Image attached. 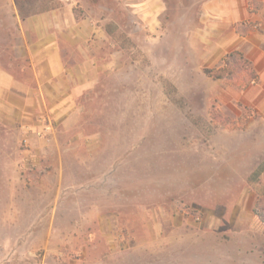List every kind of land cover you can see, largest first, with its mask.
Returning a JSON list of instances; mask_svg holds the SVG:
<instances>
[{
  "label": "rangeland",
  "instance_id": "obj_1",
  "mask_svg": "<svg viewBox=\"0 0 264 264\" xmlns=\"http://www.w3.org/2000/svg\"><path fill=\"white\" fill-rule=\"evenodd\" d=\"M200 2L164 0L154 34L111 5L121 26L109 33L111 73L70 117L50 122L27 169L13 165L11 140L0 146V220L32 222L18 230L32 239L27 264L45 254V264H217L233 207V222L249 225L254 210L264 217V179L247 181L250 151L232 144L251 140L232 133L250 112L221 110L219 80L203 73L205 46L193 33ZM107 52L97 51L100 63ZM229 64L227 84L245 82L242 64ZM13 232L0 229V264H12ZM237 233V244L264 239L253 228Z\"/></svg>",
  "mask_w": 264,
  "mask_h": 264
},
{
  "label": "crops",
  "instance_id": "obj_2",
  "mask_svg": "<svg viewBox=\"0 0 264 264\" xmlns=\"http://www.w3.org/2000/svg\"><path fill=\"white\" fill-rule=\"evenodd\" d=\"M199 4V26L193 33L205 46V68L240 62L229 59L230 54L238 53L252 72L249 77L241 70L248 78L240 85L227 84L234 76L219 79L221 110L237 111V105V117L241 111L250 112L245 128L232 131L251 136L246 144L232 142L250 151L248 159L255 167L249 181L264 165V0H201ZM111 5L120 10V16L128 12L140 33H162L164 0H0V146L10 147L6 143L11 140L20 152L19 162L13 163L16 169L31 165L49 139L50 122L58 125L70 117L79 96L95 91L99 74L111 73L109 33L121 29ZM106 47L107 62L104 58L100 63L97 51ZM16 175L19 179L18 172ZM263 179L264 169L258 182ZM236 212L233 207V216L225 225L226 238L230 239L219 244L217 264H264V239L236 243L239 229H257L264 237L263 222L255 221L257 216L251 212L249 225L233 222ZM4 220H0V229L13 230L11 235H16L9 262L27 264L32 259V239L23 234L21 240L18 230L32 229V222ZM46 256L40 264H45Z\"/></svg>",
  "mask_w": 264,
  "mask_h": 264
},
{
  "label": "trees",
  "instance_id": "obj_3",
  "mask_svg": "<svg viewBox=\"0 0 264 264\" xmlns=\"http://www.w3.org/2000/svg\"><path fill=\"white\" fill-rule=\"evenodd\" d=\"M238 59L240 60V62L237 61H233L234 64H242L241 70H244L245 74L249 77L252 76V72L249 68L248 63H246V61H244L241 56L238 53H232L229 55V59ZM233 69L230 66L229 62H225V65L221 68H205L203 70V73L208 76V77H212L214 79H224L230 76H233ZM249 81V80H248ZM247 82V80H246ZM264 169V165H260L250 176V180L251 183L256 184L258 182V177L260 175V173L263 171ZM255 188V187H254ZM255 214L257 215V217L264 223V217L262 214L258 213L256 210H254Z\"/></svg>",
  "mask_w": 264,
  "mask_h": 264
},
{
  "label": "built area",
  "instance_id": "obj_4",
  "mask_svg": "<svg viewBox=\"0 0 264 264\" xmlns=\"http://www.w3.org/2000/svg\"><path fill=\"white\" fill-rule=\"evenodd\" d=\"M43 134H44L43 136L45 137V136H46V133L44 132ZM38 137H41V135H40V134H38Z\"/></svg>",
  "mask_w": 264,
  "mask_h": 264
}]
</instances>
